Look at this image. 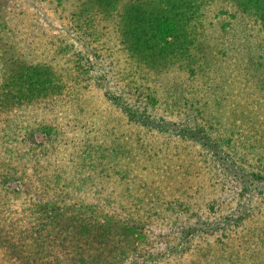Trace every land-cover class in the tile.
<instances>
[{
	"label": "trees",
	"instance_id": "1",
	"mask_svg": "<svg viewBox=\"0 0 264 264\" xmlns=\"http://www.w3.org/2000/svg\"><path fill=\"white\" fill-rule=\"evenodd\" d=\"M55 1V6L62 10L68 8L71 34L85 46L79 48L56 36L52 55L43 62L11 58L15 46L7 33L8 20L0 14V264H175L171 258L183 257L203 234L223 235L228 229L240 227L247 219L249 202L236 211L229 209L218 219L208 218L185 226L172 222L164 226V233L154 226L155 220L170 219L181 212L188 213L189 218H199L192 203L169 201L167 214L163 215L156 208L164 198L161 192L149 198L134 193L131 188L129 207L123 208L122 213L102 211L94 204L75 199L73 190L77 183L89 182L90 178L83 173H107L110 167L100 160L109 165V157H113L107 154L109 149L94 148L88 136L87 139L76 135L74 129L73 137L85 145V150L76 155L70 153L68 165L53 166L33 159L44 155L61 135L59 121L56 125L45 123L26 130L22 139L25 151L9 144V131L14 127L11 116L17 112L57 108L53 118L68 115L69 108L63 104L72 90L90 89L92 82L100 79L92 75L96 70L93 55L95 61H109L108 72L117 84L113 81L116 88L108 98L124 111L130 125L146 129L149 139L163 134L165 139L177 138L200 147L207 152L210 165L214 164L224 174L229 172L235 162L207 125L197 120L191 123L188 117L178 122L168 121L156 112L161 99L162 105L166 99L171 107L179 105L178 111L203 106L204 97L199 88L185 93L171 92L164 100L159 96L161 79L175 68L187 71L190 80H210L228 54L210 43L209 19L215 5L226 3L258 27L261 55L249 59L254 63L250 70L252 78L261 80L264 86V0ZM217 89L220 91V86L217 85L214 94ZM227 96L226 91L220 97H213L207 108L227 104L230 102ZM261 110L264 113V107ZM262 120L264 123V115ZM163 144L170 142L164 140ZM21 155L31 156L32 160L21 161ZM78 156L79 160L75 161ZM68 168L74 170L71 181L65 176ZM258 181L264 185L263 175L232 169L230 178L223 181L221 192L234 193H220L207 208L220 213L236 198L248 196ZM250 234L249 246L254 248L250 249L251 254H245L248 248L242 254L240 248L236 254L247 258L249 264H264V228ZM208 246L210 255L212 248ZM211 257L197 262L229 261L226 257L222 263L221 256L214 252ZM236 260L239 264L244 259L236 257ZM231 264L235 263L231 260Z\"/></svg>",
	"mask_w": 264,
	"mask_h": 264
},
{
	"label": "rangeland",
	"instance_id": "2",
	"mask_svg": "<svg viewBox=\"0 0 264 264\" xmlns=\"http://www.w3.org/2000/svg\"><path fill=\"white\" fill-rule=\"evenodd\" d=\"M56 4L55 0H0V14L5 15L8 20L7 33L15 46L11 58L25 57L31 62H43L51 57L57 41L56 36L75 43L79 48L85 46L74 33L71 34L68 8L64 11L55 6ZM209 22L210 43L219 46L218 50L225 51L228 55L217 65L218 68L210 80H190L187 71L172 69L161 79L162 89L159 94L165 100L171 92L185 93L198 87V92L204 97L201 103L203 106L181 108L178 111L179 105L171 107L167 99L166 104L162 105L161 99L156 112L168 121L178 122L188 117L191 123L197 120L207 125L212 136L221 141L225 152L235 162L229 172L224 174L222 170L215 169L214 164L210 165L207 152L200 147L182 143L177 138L165 139L163 134H159L154 140L149 139L146 129L136 124L130 125L124 111L108 98L116 88L113 83H116L115 77L108 72L109 61H95L93 55L91 57L96 64V70L92 75L100 79H95L90 89L72 90L65 100L68 104H63L65 108H69L68 115L61 114L59 119L53 118L56 114L53 111L57 108L51 111L44 108L14 113L11 116L14 127L9 131V144L25 151L22 139L26 130L45 123L56 125L59 121L61 135L47 147L44 155L40 154L33 160L40 159L41 163L53 166L68 165L70 153L76 155L85 150V145L73 137L76 129V135L80 134L84 138L88 136L94 148L102 151L109 149L107 154H112L115 160L112 156L109 157V165L100 160L107 168L110 167L105 175H99L98 172L83 173L90 180L86 185L81 184L85 185L83 188L79 183L76 184L73 190L75 199L94 204L102 211L122 213L123 208L129 207L128 196L132 188L134 193L138 192L149 198L155 192H161L166 200L162 199L156 208L164 212L163 215L167 214V203L174 200L192 203L193 210L200 214L199 218H189L188 213L181 212L175 213L170 219L155 220L154 226L162 229V233L166 231L164 226L171 225L172 222L177 223V226L178 223L185 226L208 218L218 219L229 209L236 211L239 206L249 202L247 219L243 220L240 227L228 229L223 235L203 234L183 257H172L170 260L175 264L196 263L199 259H211L214 252L221 256L222 263L227 257L229 261H225V264H231V260L236 264V257H241L244 260L239 264H249L247 258L236 254V250L241 248L242 254L243 249L248 248L245 254L250 255V249H254L253 246L250 247V233L252 230L264 228L263 183H255L248 196L244 194L243 198H236L229 206H224L220 213H213L207 206L220 193H234L226 190L221 192L223 181L230 178L232 169L236 172L240 168L244 172H255L264 177V123H261L264 115L261 110L264 107V86L261 80L252 78L250 69L254 63L249 60L252 57L258 59L261 38L258 27L226 3L214 6ZM104 78L105 80H101ZM217 85L220 86V91L217 89L214 94ZM164 91L166 94H163ZM226 91L230 102L222 105L218 103L212 109L207 108L213 97H220ZM1 124L4 126V122ZM164 140H169L170 144L164 145ZM129 153L133 159L127 157ZM19 159L25 162L32 160L27 155H21ZM74 160H79V156ZM73 171L68 168L65 173L66 178H70L69 181ZM156 202L158 201L154 200ZM175 233L178 235V231ZM208 245L212 248L210 255L207 254Z\"/></svg>",
	"mask_w": 264,
	"mask_h": 264
}]
</instances>
